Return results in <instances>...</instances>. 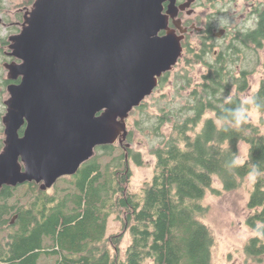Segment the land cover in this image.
Wrapping results in <instances>:
<instances>
[{"label":"trees","instance_id":"1","mask_svg":"<svg viewBox=\"0 0 264 264\" xmlns=\"http://www.w3.org/2000/svg\"><path fill=\"white\" fill-rule=\"evenodd\" d=\"M259 18L255 30L238 29L239 36L218 53L188 50V63H203L206 71L197 82L187 69L177 72L181 96L160 113L152 115L146 103L131 112H140L134 126L148 136L157 158L155 173L140 192L129 189V160L143 162L141 152L127 145L133 130L123 144L96 147L77 173L61 177L52 188L43 190L36 182L3 186L0 264H212L215 236L204 222L203 200L209 192L239 188L251 174L253 214L247 224L264 232V131L248 114L252 106L264 112V75L250 101L241 96L258 65L264 73V0ZM166 124H171L169 135ZM241 142L249 146L243 162ZM113 215L123 229L108 234ZM126 233L131 240L123 253ZM256 244L257 239L250 242V253L258 252Z\"/></svg>","mask_w":264,"mask_h":264},{"label":"water","instance_id":"2","mask_svg":"<svg viewBox=\"0 0 264 264\" xmlns=\"http://www.w3.org/2000/svg\"><path fill=\"white\" fill-rule=\"evenodd\" d=\"M164 0H36L11 36L0 191L43 190L78 172L96 147L123 144L131 112L183 53ZM20 131H22L20 133ZM130 145L129 143L127 144Z\"/></svg>","mask_w":264,"mask_h":264},{"label":"rangeland","instance_id":"3","mask_svg":"<svg viewBox=\"0 0 264 264\" xmlns=\"http://www.w3.org/2000/svg\"><path fill=\"white\" fill-rule=\"evenodd\" d=\"M27 0H4L3 4V21L0 22V34L5 35L8 31L6 24L12 28H21L17 13L20 11L22 14L27 9H31V4H26ZM242 2V1H241ZM244 5V4H243ZM201 10V9H200ZM202 11L208 12L209 9L205 8ZM229 17V18H228ZM226 23L236 25L244 21V17H234L232 13L228 14ZM6 23V24H5ZM16 33V32H15ZM196 40V38H194ZM192 55L185 51L183 58L180 62L170 71L168 80L157 87L154 93L148 96L142 103L147 104V110L152 115H157L163 106L169 103L172 99H175L177 95L175 87V77L177 72H181L187 69L190 72V76L194 82L200 81L202 75L206 71V66L203 63L189 64L187 57ZM260 56L264 60V47L260 50ZM264 73L261 66H257L255 72L250 75V88L241 94L244 100L250 101L252 94L257 91L260 81ZM184 90L181 94H185ZM166 96L164 99H161ZM8 96H5L7 99ZM178 101H183L181 97L177 98ZM1 112V106H0ZM249 117L256 124L261 126L264 131V112L259 111L254 106L248 110ZM140 112L130 114L128 118V129L134 131L133 141L129 146L133 150L141 152L143 162L137 164L134 159L129 160V166L132 170V176L129 182V189L133 192H140L146 181H150L155 173L157 158L151 151L150 139L146 134L135 128L134 122L137 118H140ZM208 116H214L210 113ZM207 116V117H208ZM2 113H0V142L5 138L2 131ZM163 131L169 135L171 131V124H166ZM116 144H120L119 141ZM3 148V147H2ZM0 148V152L2 151ZM248 144L245 142L240 143V155L239 161L243 162L248 155ZM255 175L251 174L246 177L242 185L232 191H223L220 195H215L211 192L207 193L203 203L208 206V212L206 214L204 222L209 225L214 236L215 246L212 251V264H264V262L253 261L251 257L246 254L245 247L247 243L254 237L264 238V232L251 228L247 224V219L253 211L249 208V199L251 191L254 187ZM214 185L217 188L222 189V183L218 178L214 179ZM123 229L122 221L113 215L109 219L108 234L119 233ZM131 238L129 233H126L123 239L122 251L124 253Z\"/></svg>","mask_w":264,"mask_h":264},{"label":"flooded vegetation","instance_id":"4","mask_svg":"<svg viewBox=\"0 0 264 264\" xmlns=\"http://www.w3.org/2000/svg\"><path fill=\"white\" fill-rule=\"evenodd\" d=\"M35 1L27 0L25 3L33 5ZM260 2L261 0H164L163 14L168 16V28L162 29L159 35L165 36L170 31L181 37L183 53L178 63L183 58L186 50L200 53L206 49L218 53L222 49V46L225 44L229 45L232 40L239 36L237 34L239 33L238 29L248 32L257 28L260 19ZM3 4L4 0H0V22L4 18ZM205 8H208L209 11L204 13L202 9ZM25 13L26 11L23 14L20 11L17 13L22 27L25 21ZM229 13H232L235 18L237 16L244 17V21L236 25L226 23L225 17H228ZM6 29L8 31L5 35L0 34V113H2V130L4 135L5 125L3 118L7 112L6 101L10 96L8 87L9 85L21 82L20 76L15 78L10 76L8 68V65L20 63V59L11 55L12 49L10 45L11 36L20 33L21 28L14 29L12 25L9 27L6 24ZM252 47L255 48V45ZM5 96H8L7 99ZM5 138L2 139L3 148L5 146ZM254 239H257L256 250L258 252L250 253L247 247ZM263 246L264 238H251L245 247L246 254L253 261L264 262Z\"/></svg>","mask_w":264,"mask_h":264},{"label":"clouds","instance_id":"5","mask_svg":"<svg viewBox=\"0 0 264 264\" xmlns=\"http://www.w3.org/2000/svg\"><path fill=\"white\" fill-rule=\"evenodd\" d=\"M240 118H243V113L241 112V114H240ZM238 122H239V120H238Z\"/></svg>","mask_w":264,"mask_h":264}]
</instances>
